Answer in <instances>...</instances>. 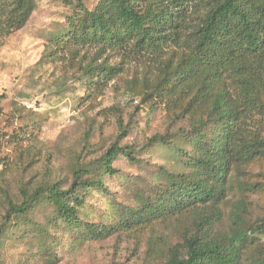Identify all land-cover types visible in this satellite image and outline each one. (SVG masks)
Here are the masks:
<instances>
[{
	"label": "rangeland",
	"instance_id": "rangeland-1",
	"mask_svg": "<svg viewBox=\"0 0 264 264\" xmlns=\"http://www.w3.org/2000/svg\"><path fill=\"white\" fill-rule=\"evenodd\" d=\"M82 1L90 10L99 2ZM36 2L26 24L0 39V225L9 199L21 202L53 183L68 188L79 168L101 179L106 190L79 191L86 193V202L77 225L59 218L47 199L26 215H15L0 236V264H166L170 249L184 243L208 207L133 229L122 226L104 238L91 236L87 225L102 229L121 223L129 210L157 197L169 174L189 173L187 156L194 154L190 139L210 100L195 77L176 76L163 83L184 49L171 44L161 56L79 49L69 40V17L83 10L66 0ZM91 63L116 65L122 71L107 83H97ZM226 84L235 92L229 79ZM260 118L262 114L246 120L243 116L242 121L264 135ZM156 134L168 142L149 144ZM115 142L133 149L137 159L120 153L114 162L119 171L110 175L100 164ZM232 174L233 186L221 204L215 233L232 226L231 213L239 201L246 203L242 214L247 225L264 219V153ZM239 181L256 188L241 187ZM260 245L264 250V235ZM257 247L247 251V258Z\"/></svg>",
	"mask_w": 264,
	"mask_h": 264
},
{
	"label": "trees",
	"instance_id": "trees-1",
	"mask_svg": "<svg viewBox=\"0 0 264 264\" xmlns=\"http://www.w3.org/2000/svg\"><path fill=\"white\" fill-rule=\"evenodd\" d=\"M66 1L83 10L69 17L68 35L74 46L97 48L100 53L114 50L161 56L174 44L185 52L169 67L163 83L175 81L176 76L195 77L211 103L190 139L194 154L185 155L189 173L169 174L166 187L157 197L129 210L121 223L102 229L88 224L90 235L104 238L122 226L133 229L206 206L208 213L199 216L183 244L170 249L166 264H264L260 245L264 219L247 225L242 214L246 211L244 201L234 205L232 226L227 231L215 233L213 229L233 186L232 172L264 153V135L242 121L243 116L246 120L262 114L257 122L264 124V0H99L93 10L82 0ZM36 7V0H0V39L22 28ZM196 11L199 13L194 18ZM89 70L97 83H107L122 68L91 63ZM228 79L235 92L226 84ZM3 99L0 95V114ZM159 141L168 142L165 135L156 134L148 143ZM120 153L137 159L133 149L113 143L100 164L108 174L118 173L114 162ZM86 175L87 169L79 168L68 188L53 183L38 187L21 202L9 199L0 236L15 215H26L45 199L56 207L59 218L79 224V209L86 202V193L79 191L106 190L101 179ZM238 185L256 188L255 183L239 181ZM255 246L257 252L247 258V251Z\"/></svg>",
	"mask_w": 264,
	"mask_h": 264
}]
</instances>
